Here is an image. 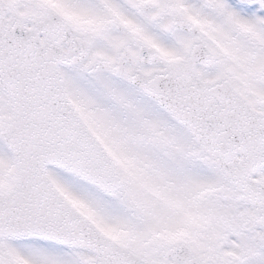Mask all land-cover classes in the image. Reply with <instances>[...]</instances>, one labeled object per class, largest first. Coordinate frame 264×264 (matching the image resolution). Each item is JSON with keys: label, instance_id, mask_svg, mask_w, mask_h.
<instances>
[{"label": "snow or ice", "instance_id": "6c2138e0", "mask_svg": "<svg viewBox=\"0 0 264 264\" xmlns=\"http://www.w3.org/2000/svg\"><path fill=\"white\" fill-rule=\"evenodd\" d=\"M0 264H264V0H0Z\"/></svg>", "mask_w": 264, "mask_h": 264}]
</instances>
